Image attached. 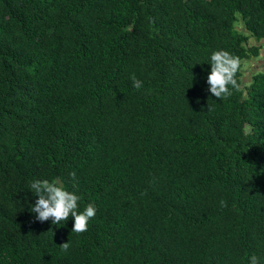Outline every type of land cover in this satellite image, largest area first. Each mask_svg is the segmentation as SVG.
I'll return each mask as SVG.
<instances>
[{
    "label": "trees",
    "instance_id": "1",
    "mask_svg": "<svg viewBox=\"0 0 264 264\" xmlns=\"http://www.w3.org/2000/svg\"><path fill=\"white\" fill-rule=\"evenodd\" d=\"M251 38L264 0H0V264H264ZM220 49L241 61L221 100L206 83ZM34 179L94 203L87 231L36 220Z\"/></svg>",
    "mask_w": 264,
    "mask_h": 264
},
{
    "label": "clouds",
    "instance_id": "2",
    "mask_svg": "<svg viewBox=\"0 0 264 264\" xmlns=\"http://www.w3.org/2000/svg\"><path fill=\"white\" fill-rule=\"evenodd\" d=\"M210 71L207 74L206 83L208 91L218 99H225L233 94L234 89L239 88L237 73L240 71L241 61L239 57L231 54L227 50H215L210 54ZM132 86L136 90L143 87V82L134 75L130 77ZM75 186V171L68 173ZM36 197L35 203L30 205V211L35 213V219L40 222L51 220L54 225H62L71 216L73 225L71 232L81 234L88 229V222L96 216V206L88 203L83 210L79 209L81 197L75 192L67 190L63 181L48 179H34L28 183L27 187ZM227 204L220 201V207ZM62 251L67 252L70 244L63 242L59 244ZM248 264H260V258L252 254L248 258Z\"/></svg>",
    "mask_w": 264,
    "mask_h": 264
},
{
    "label": "rangeland",
    "instance_id": "3",
    "mask_svg": "<svg viewBox=\"0 0 264 264\" xmlns=\"http://www.w3.org/2000/svg\"><path fill=\"white\" fill-rule=\"evenodd\" d=\"M249 44H258L260 45V55L255 58H248L242 63V80L243 83L247 84V79L250 78V74L255 72L259 68L261 69L264 66V41H256L255 39L251 38L249 40Z\"/></svg>",
    "mask_w": 264,
    "mask_h": 264
}]
</instances>
